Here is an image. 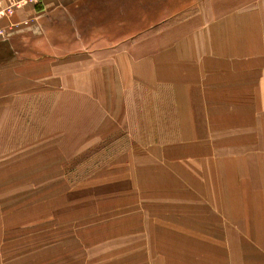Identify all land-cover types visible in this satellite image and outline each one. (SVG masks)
<instances>
[{"label":"crops","instance_id":"crops-1","mask_svg":"<svg viewBox=\"0 0 264 264\" xmlns=\"http://www.w3.org/2000/svg\"><path fill=\"white\" fill-rule=\"evenodd\" d=\"M9 21L0 138L20 135V119L22 135L37 123L47 139L54 116L64 137H103L110 122V151L112 138L122 146L107 193L137 202L138 220L110 240L150 250L140 264H264V0H41ZM3 207L0 197V249L19 223Z\"/></svg>","mask_w":264,"mask_h":264},{"label":"rangeland","instance_id":"rangeland-1","mask_svg":"<svg viewBox=\"0 0 264 264\" xmlns=\"http://www.w3.org/2000/svg\"><path fill=\"white\" fill-rule=\"evenodd\" d=\"M96 11L107 16L108 8L104 6ZM95 27L106 32L110 25ZM129 29L134 28L131 25ZM58 43L67 46L65 51H71L77 43L83 45L81 50L110 45V41ZM103 76L109 77L110 73ZM51 90L52 114L56 115L53 101H61L63 97H58L54 86ZM98 92L102 99L110 100V89L103 87ZM104 109L110 113V104ZM54 118L52 136L48 139L42 137L37 123L33 138L22 135L28 124L21 119L19 136L14 132L11 137L0 138V197L4 212L7 206L13 208L9 212L19 216L17 225L8 226L10 236H6L1 246L0 264H140V254L144 257L150 250H140L136 243V247L128 250L122 247L121 238L110 240L114 232L129 236L121 233L127 228L123 224L137 211L136 207H128L137 202L132 205L129 202L124 207L123 201L110 202V193H107L110 192L107 190L110 158L119 153L117 148L122 146V137L112 138L115 147L110 151V122L105 126L108 133L103 137L74 138L64 137L62 122L60 125ZM64 128L68 135L69 126ZM74 143L82 145L80 151H73ZM64 149L66 152H62ZM135 219L132 223L137 224ZM134 240H138L137 235Z\"/></svg>","mask_w":264,"mask_h":264},{"label":"built area","instance_id":"built-area-1","mask_svg":"<svg viewBox=\"0 0 264 264\" xmlns=\"http://www.w3.org/2000/svg\"><path fill=\"white\" fill-rule=\"evenodd\" d=\"M41 0H0V21L7 20V23L0 27V38L6 37L14 30L15 24L10 22L11 18L25 6H35Z\"/></svg>","mask_w":264,"mask_h":264}]
</instances>
